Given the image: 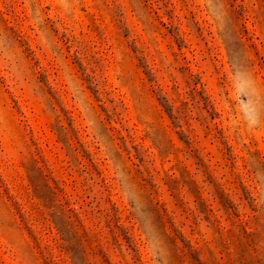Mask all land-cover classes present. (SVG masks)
Segmentation results:
<instances>
[{
    "label": "rangeland",
    "instance_id": "374dc122",
    "mask_svg": "<svg viewBox=\"0 0 264 264\" xmlns=\"http://www.w3.org/2000/svg\"><path fill=\"white\" fill-rule=\"evenodd\" d=\"M0 264H264V0H0Z\"/></svg>",
    "mask_w": 264,
    "mask_h": 264
}]
</instances>
